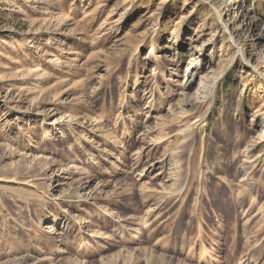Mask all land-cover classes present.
Returning <instances> with one entry per match:
<instances>
[{
    "label": "rangeland",
    "instance_id": "374dc122",
    "mask_svg": "<svg viewBox=\"0 0 264 264\" xmlns=\"http://www.w3.org/2000/svg\"><path fill=\"white\" fill-rule=\"evenodd\" d=\"M0 264H264V0H0Z\"/></svg>",
    "mask_w": 264,
    "mask_h": 264
},
{
    "label": "bare ground",
    "instance_id": "6f19581e",
    "mask_svg": "<svg viewBox=\"0 0 264 264\" xmlns=\"http://www.w3.org/2000/svg\"><path fill=\"white\" fill-rule=\"evenodd\" d=\"M164 57L168 59V55H164ZM200 69H201V63L198 62V65L196 66L195 72L191 73V79H192L191 83L192 84H193V82H195L196 78L198 77Z\"/></svg>",
    "mask_w": 264,
    "mask_h": 264
}]
</instances>
